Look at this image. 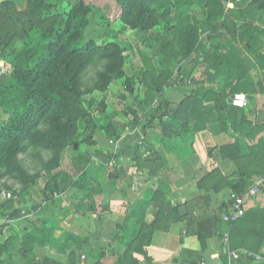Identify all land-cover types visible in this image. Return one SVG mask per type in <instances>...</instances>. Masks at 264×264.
Masks as SVG:
<instances>
[{"label": "rangeland", "instance_id": "rangeland-1", "mask_svg": "<svg viewBox=\"0 0 264 264\" xmlns=\"http://www.w3.org/2000/svg\"><path fill=\"white\" fill-rule=\"evenodd\" d=\"M209 1L211 7L203 10L196 5L187 9L190 17L195 18L191 22L195 30L190 41L195 42V46L201 43L204 51L212 49L215 39L225 36L221 20L217 18L220 11L226 13L232 8L231 0ZM51 5L58 12L49 15L53 10L49 9ZM83 8H88V12L81 33L63 52V59L68 58L60 64L47 59L32 76L17 74L13 54L25 50L39 34L50 29L59 43L71 24L69 14ZM172 17L168 20L151 14L141 0H120V3L118 0L0 1V89H9L12 82L20 78L35 92V107L29 118L10 137L4 136L6 129L1 130V126L9 121V113L6 106L0 105V151L6 152L4 161L3 152H0V236L11 235L15 229L11 225L20 221L23 226L18 228L25 234L42 219L53 222L50 216L43 217L40 213L45 204L62 205L59 195L50 187V179L54 172L68 170L74 155L85 154L89 158L86 176L94 184H98L100 176H115L118 168L114 164H102L97 157L99 152L109 153L104 147L108 142L102 132L109 120L123 126L119 129L121 138L127 129L138 131L140 136L144 134L140 143L133 142L137 152L133 167L140 170L146 167L154 173L161 162L160 155L151 154L143 162L141 154H146V146L152 147L151 153L157 150L156 124L161 120L160 113L168 111V104L173 105L170 100L188 94L190 97L173 105L177 112H183L194 90H220L235 80L236 75L224 73L215 77V84L196 85L204 79L203 70L207 67L195 59L198 52L188 58L184 46L177 45L176 35L170 31V26L176 23L175 13ZM216 26L218 29L214 31ZM137 32L160 37L156 45L146 48L140 43ZM228 37L246 56L235 36ZM79 39L86 44L85 49L72 54ZM163 42L173 43L175 50L164 47ZM71 59L74 62L66 73L67 61ZM195 66L202 69L194 71ZM253 68L249 66L248 71L256 79L260 73ZM52 70L56 71L57 81L51 76ZM161 71L169 74L163 80L167 86L161 96L156 94L150 99L145 95L146 90L153 88L145 83L150 82L149 76H158ZM60 114L65 115V120L60 121L59 126H51L58 122ZM68 131L74 136L63 140ZM146 131L155 137L151 138L152 143L147 144ZM55 132H60L63 137ZM159 135L169 142L174 136L173 132L164 136L160 132ZM18 148L20 150L16 152ZM7 227L10 230H6ZM8 244L11 245L10 241H4L0 246L7 247Z\"/></svg>", "mask_w": 264, "mask_h": 264}, {"label": "crops", "instance_id": "crops-1", "mask_svg": "<svg viewBox=\"0 0 264 264\" xmlns=\"http://www.w3.org/2000/svg\"><path fill=\"white\" fill-rule=\"evenodd\" d=\"M248 68L249 81L257 85L262 79L260 71L255 68L260 75L253 79ZM247 96V107L236 116L213 111L226 124L220 133L173 132L171 142L158 137L162 132L159 123L167 113L161 111L156 124L157 150L151 153L152 147L146 146V154H141L143 162L160 155L154 173L133 167L137 153L133 142L140 143L143 133L140 136L127 129L116 144H104L115 156L110 165L118 170L115 176L97 178L101 194L87 196L70 188L59 196L61 206L43 205L41 215L50 216L56 226L44 247L23 250L25 232L18 228L23 222L12 224L11 235L0 236V245L4 241L11 244L0 255V264H115L118 258L128 264H223V258L226 264H264V145L255 156L251 154L252 147L264 138V130H259L264 126V93ZM185 97L190 96L170 101L179 105ZM214 106V102L204 103L207 108ZM145 133L147 144L152 143L155 137L150 131ZM241 176H249L252 184L246 194L247 217L223 232L218 218L230 205L231 186ZM158 184L166 185L169 192L156 193ZM142 200L151 203L134 239L133 227L127 225Z\"/></svg>", "mask_w": 264, "mask_h": 264}, {"label": "trees", "instance_id": "trees-1", "mask_svg": "<svg viewBox=\"0 0 264 264\" xmlns=\"http://www.w3.org/2000/svg\"><path fill=\"white\" fill-rule=\"evenodd\" d=\"M120 3V0H118ZM149 12L156 15L159 18L172 19V14L175 13L176 20L175 25L170 26V31L176 35L177 45L184 46V53L186 57H190L193 52H198L195 55V59L200 60L207 67L203 70V80L196 83V85L215 84V77L219 74L228 73L236 75L233 82H228L226 87L218 91L205 90L192 92L191 100L188 106L182 112H177L175 106L168 107L167 113L163 116V120L159 123L162 128V136L168 135V132H177L179 135L186 134L188 131L193 135L201 131H210L212 133H220L225 127V122L214 115V110L225 111L228 117L236 116L238 111L243 109H237L231 104V98L233 95L242 93L246 95H254L257 91L264 93V0H231L232 8L227 12L220 11V15L217 18L221 20V27L225 36H220L215 39L216 43L212 49L204 51L201 43L195 46V42L190 41V35L194 32L195 26L191 23L195 21V18L190 17L187 13V9H190L193 5H196L200 10L206 7H211V1L209 0H141ZM54 7V6H53ZM53 9L49 15L58 12L57 9ZM88 12V8H83L81 11L70 13L69 17L71 24L65 30L60 42L56 43V35L52 29L47 32L39 34V36L29 43V46L16 54H13L15 58V64L18 69L17 74L21 76L23 73L28 76L36 74V71L40 64L47 59L52 60V63L64 62V50L68 49L72 45V41L81 33L82 26L85 21V14ZM215 16V14H214ZM172 17V18H171ZM218 27L216 26L214 31ZM139 32L141 30H138ZM137 32V34L139 33ZM145 33V31H143ZM140 43L146 48H150L157 44L159 35L154 34H138ZM228 36H235L239 45L243 48L246 56L243 52L234 44V42ZM85 43L82 40H78L72 48L71 53L83 51L85 49ZM164 47H169L171 50H175L174 44L171 42H163ZM200 50V51H199ZM66 67V73L72 66L74 60L71 59ZM252 66L257 68L262 76L261 82L257 85L250 82L248 79L247 67ZM194 71L202 69L201 66L193 67ZM54 70V69H53ZM51 71V76L54 81L56 79V71ZM38 72V71H37ZM19 76V75H18ZM165 75L162 71L158 76H149L150 82L145 83V86H152L153 89L146 90V96L150 99H154L155 95L161 96L163 89L167 86L163 80ZM148 78V76H145ZM54 90V88H52ZM34 90L30 89L27 83H23L20 78L14 80L9 89H0V105L6 106L9 113V121L5 125L1 126V130H5L4 136L10 137L14 134L29 118L31 111L35 107L34 102ZM199 95V96H198ZM199 98H198V97ZM214 102L213 108L204 107V103ZM45 116V115H43ZM58 122L51 126H59L60 121L65 120V115L60 114L58 116ZM47 124V123H46ZM191 127V130H190ZM123 126L115 121L109 120L107 126L102 129L103 135L107 142L111 145L116 144L121 138V130ZM252 130V129H251ZM259 130H264V126H259ZM50 132V131H49ZM72 131L66 132V136L63 140L73 137ZM57 136L63 137L60 132H55ZM34 138V136H33ZM32 140V138H31ZM54 140V139H53ZM37 142L39 140H36ZM35 142V140H33ZM39 143V142H38ZM264 138L260 139L258 144L252 147L251 154L255 156L263 147ZM26 148V147H25ZM20 150L19 148L16 152ZM3 152V161L6 156ZM98 160L108 165L115 160V156L111 153H97ZM71 168L68 170H59L52 174L50 179V187L54 189L56 195H61L68 189H78L86 193L87 196H97L101 194V188L99 184H94L87 179L86 173L90 165V160L85 154H76L71 159ZM251 183L249 182V176H241L240 180L231 186L233 192V198L244 197L251 189ZM157 192H162L166 195L169 190L166 185L158 184ZM232 198V199H233ZM231 202V201H230ZM229 202V204H230ZM53 203V202H52ZM149 200L138 201L135 210L130 218L129 228L133 227L131 236L135 239L142 228L144 217L150 206ZM228 204V205H229ZM226 209V208H225ZM222 209L221 212L225 211ZM247 217V212L236 223L229 224L219 221L223 224L222 231L227 232L232 229L233 226L240 223ZM56 229V226L52 221L45 218L36 222L32 226V231H29L22 238V249L30 251L35 247H44L48 244L52 232ZM261 239H264L261 237ZM229 242L231 239L229 238ZM245 241L240 242L243 246ZM6 247L0 246V255ZM223 264H226V259L223 258ZM115 264H128L124 258H118ZM136 264V263H129Z\"/></svg>", "mask_w": 264, "mask_h": 264}, {"label": "built area", "instance_id": "built-area-1", "mask_svg": "<svg viewBox=\"0 0 264 264\" xmlns=\"http://www.w3.org/2000/svg\"><path fill=\"white\" fill-rule=\"evenodd\" d=\"M248 103V96L246 94L238 93L232 96L231 104L237 109H245ZM253 195L254 191H251L249 195ZM246 195L244 197L233 198L230 205L225 209V211L220 212L219 221L226 222L229 224L236 223L240 218H242L246 212L245 201ZM224 242H228L227 234L224 235Z\"/></svg>", "mask_w": 264, "mask_h": 264}]
</instances>
